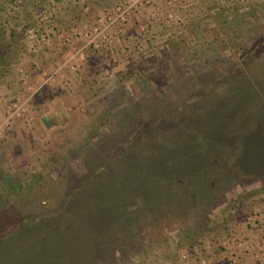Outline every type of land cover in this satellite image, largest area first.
Listing matches in <instances>:
<instances>
[{"label":"rangeland","instance_id":"rangeland-1","mask_svg":"<svg viewBox=\"0 0 264 264\" xmlns=\"http://www.w3.org/2000/svg\"><path fill=\"white\" fill-rule=\"evenodd\" d=\"M125 106L138 110L127 124ZM263 111L264 0H0V264H30L29 244L5 237L59 217L73 176L108 163L124 181L125 136L144 158L181 132L199 138L201 123L212 139L216 118L245 130ZM233 140L186 179L184 208L131 202L98 264H264V169L235 162Z\"/></svg>","mask_w":264,"mask_h":264},{"label":"trees","instance_id":"trees-1","mask_svg":"<svg viewBox=\"0 0 264 264\" xmlns=\"http://www.w3.org/2000/svg\"><path fill=\"white\" fill-rule=\"evenodd\" d=\"M239 67L236 65L233 70L222 73L219 81L232 77ZM200 93L195 94L193 100H198ZM131 107L123 108L121 123L127 124L132 115L138 112L137 107L133 111ZM173 108L166 110L167 115L174 110ZM223 111L218 113L220 117L230 118V114L233 113L232 108L227 112L224 108ZM220 117L218 115V119ZM263 117L264 111L262 123L245 130L241 129L239 124L221 125L226 119L217 121L216 118L211 127V134L214 135L212 139L206 136L205 126L201 123V129L200 126L198 127L200 135H203L201 138L200 135L199 138L196 135L192 136L189 131H184L183 134L180 131L178 141L174 140L171 143L167 141L168 143L155 147L150 156L143 155L144 158H137L135 153L133 154L136 152L133 150L135 138L125 136L120 143L123 159L119 164L125 175L124 181L114 176V168L108 163L103 166L98 165L96 171L90 170L73 176L67 185L70 188L67 189L61 202L59 217L52 215L30 217L26 221L25 228L5 237L7 238L5 241L11 239L12 245L28 243L33 249L28 257L30 264H98V260L105 258V254L110 252L107 245L110 241L108 237L112 236L110 244L116 243L113 241V236L117 232L116 227L122 222L121 219H127L128 211H131L130 206L132 207L133 204L131 202L138 199L146 209L153 200L161 199L174 205L176 210L184 208V201L179 202L181 200L179 198L183 197L186 179L191 180L193 171L199 173L204 165L219 162V157L224 158L220 147L232 145L235 141L233 139H240L239 144L235 146L238 151L235 154V162L241 164L244 169L247 168L246 170L250 168L255 173L264 169ZM156 121L151 120L144 127L154 130L157 134H166L170 131L173 133L172 126L169 131L164 129L163 122ZM113 140L116 141L118 138ZM212 148L213 151L218 149V152H213V156L209 154ZM148 159L149 163H146ZM162 180H165L166 185L159 189L157 185H161ZM167 182L170 184L168 185ZM40 203L44 208L48 205L47 200ZM87 213L93 214L92 218L88 219L89 214L88 217L81 216ZM25 234L27 238L24 237ZM18 235H22L26 240L18 239Z\"/></svg>","mask_w":264,"mask_h":264},{"label":"water","instance_id":"water-1","mask_svg":"<svg viewBox=\"0 0 264 264\" xmlns=\"http://www.w3.org/2000/svg\"><path fill=\"white\" fill-rule=\"evenodd\" d=\"M48 122V121H47Z\"/></svg>","mask_w":264,"mask_h":264}]
</instances>
